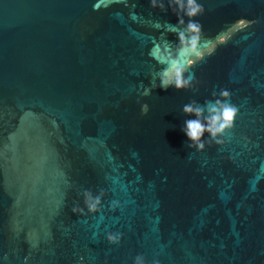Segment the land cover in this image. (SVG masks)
Returning a JSON list of instances; mask_svg holds the SVG:
<instances>
[{"label":"water","instance_id":"water-1","mask_svg":"<svg viewBox=\"0 0 264 264\" xmlns=\"http://www.w3.org/2000/svg\"><path fill=\"white\" fill-rule=\"evenodd\" d=\"M163 2L0 0V264H264V0H198L192 57ZM222 89L234 127L190 149Z\"/></svg>","mask_w":264,"mask_h":264},{"label":"clouds","instance_id":"clouds-1","mask_svg":"<svg viewBox=\"0 0 264 264\" xmlns=\"http://www.w3.org/2000/svg\"><path fill=\"white\" fill-rule=\"evenodd\" d=\"M150 5L152 8L166 11L163 0H150ZM168 7L178 19L175 26V34L179 41L178 52L185 57L195 56L198 52V43L202 32V25L195 18L203 14V6L198 3V0H168ZM185 16L189 18L187 24L184 22ZM159 80L161 88L166 90L173 87L177 91H181L192 86L194 75L185 76L183 68L172 67L165 68L160 73ZM213 97L214 99L206 100L203 104L191 101L185 104L182 109L185 115L195 117V119L185 121L182 131L190 141L188 147L197 152H202L209 141H215L217 144L222 143L220 138L234 127L238 116V108L231 103L228 90H220L218 97L214 92ZM148 110V105H142V114H147ZM206 133L208 141L203 139ZM102 196V191L94 196L90 190H85L83 192L84 208L90 213L96 212ZM72 211L74 214L84 213V209L80 207H74ZM107 239L110 244L119 245L121 235L118 233L109 234ZM134 264H145L144 257L138 255ZM154 264H158V262L154 261Z\"/></svg>","mask_w":264,"mask_h":264}]
</instances>
